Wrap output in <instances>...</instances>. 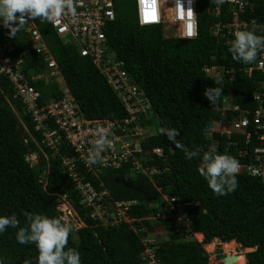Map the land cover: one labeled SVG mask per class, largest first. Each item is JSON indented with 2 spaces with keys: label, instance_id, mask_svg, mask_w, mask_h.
Wrapping results in <instances>:
<instances>
[{
  "label": "trees",
  "instance_id": "1",
  "mask_svg": "<svg viewBox=\"0 0 264 264\" xmlns=\"http://www.w3.org/2000/svg\"><path fill=\"white\" fill-rule=\"evenodd\" d=\"M215 5L211 0H197L198 35L192 40L167 37L163 25L140 26L135 0H119L116 19L107 26L108 52L115 53L117 60L124 63L139 98L148 105L137 116L145 131L142 148L147 153L140 154V159L149 175L136 171L131 163L94 174L77 161L75 172L83 182L109 194L102 200L108 207L116 201L136 200L129 212L136 219L133 227L128 223L106 226L92 217L93 208L81 204L77 182L64 168L63 156L73 157V149L64 144L56 153L42 146L41 133L35 130L31 115L14 97L11 83L4 75H0V216L15 214L21 226L24 212L61 217L57 200L66 196L83 223L77 229V241L72 233L68 239V247L80 253L81 264H146L142 254L147 245L156 248L160 264H207L206 250L211 253L220 243L227 257L232 258L231 264H264V208L260 209L264 206V180L239 173L234 192L214 195L198 172L199 158L186 159L159 131L161 127L176 128L180 132L177 139L190 149L199 146L207 151L213 147L241 164L247 162L239 155L242 136H234L239 145H227L230 139L217 133L214 137L218 143L212 146L205 134L214 121L221 119L216 105L222 107L230 92L233 102L241 108H256L252 97L264 79L259 71L252 78L237 72L233 80L228 77L224 81L223 92L215 104L203 95L206 88L218 86L204 74L205 66L245 67V63L232 59L228 51L231 43L226 45L210 33L217 22L212 12ZM34 22L66 87L88 118L117 120L130 116L91 58L82 57L73 46L65 44L50 23ZM7 33L8 29L2 26L0 44L11 43L12 55L22 58L24 73L41 91V102L63 97L64 88L56 79H31L34 74L47 72L48 65L45 57L32 48L27 27L24 25L14 39ZM228 115L231 119L238 113L229 111ZM154 149H161L163 155L155 154ZM33 154L39 158L36 165L29 160ZM154 169L156 173H151ZM166 196L176 199V210L185 207L187 226L169 216L171 204ZM16 231L9 228L0 233V259L4 264H23L26 259L35 264V246L18 243ZM162 231L167 234L162 235ZM153 237L155 242L151 243ZM246 240L251 242L242 251L239 244ZM207 260L215 264L210 256Z\"/></svg>",
  "mask_w": 264,
  "mask_h": 264
},
{
  "label": "built area",
  "instance_id": "2",
  "mask_svg": "<svg viewBox=\"0 0 264 264\" xmlns=\"http://www.w3.org/2000/svg\"><path fill=\"white\" fill-rule=\"evenodd\" d=\"M76 16H64L59 23L52 27L59 38L73 46L82 57H89L99 71L105 75L111 88L118 94L124 103L130 116L124 119H90L83 112L68 87L64 88L63 97L51 98L41 102V91L30 83V76L23 71V60L12 55L11 43L0 44V75L9 79L14 90V97L19 99L26 113L31 115L35 124V130L42 135V146L59 152L64 144L71 147L75 153L73 157L63 156V164L69 175L77 182V192L81 197V204L92 207V217L97 218L106 226H115L128 223L132 226L136 219L129 215L132 207L137 204L136 200L116 201L111 207L102 203L104 197H110L107 192H99L90 182H83L76 174L77 161L84 164L85 168L98 174L101 169L121 168L124 164L131 163L136 171H142L149 175L144 167L140 154L143 152L144 129L138 122V114L145 111V102L139 98L137 86L131 81L124 63L116 59V56L108 52L107 26L116 19V3L119 0H74ZM184 7L191 6L194 13L189 17L187 11L179 17L174 0H137L138 24L142 27L151 25H165L166 29L173 30L172 34L178 38L195 39L198 35L197 0H183ZM217 22L211 27L210 33L218 41L229 45L234 39L233 33L237 30H255L257 35H264V0H231L219 7L212 8ZM186 24L196 35L186 36ZM33 42L32 48L37 54L45 57L48 71L34 74L32 80H51L62 74L58 65L50 53L42 34L34 21L25 25ZM259 71L264 74V52H261L256 62L245 64V67L226 69L223 66H205L203 72L209 79L219 80L224 87V81L229 77L233 80L237 72H243L249 78ZM252 99L257 103L254 109L241 108L233 102V94L229 93L223 101L222 107L216 105L221 113V119L214 121L206 129V138L215 146L220 137L230 139L227 145L239 142L234 136L243 138L239 149V155L247 158V162L240 163L239 173H248L264 180V79L261 81L257 92ZM149 102V101H148ZM237 112L234 118H229L228 112ZM227 121V123H225ZM135 124L132 126L131 124ZM110 127L111 145L102 154V160L95 165H87L88 149L96 137L97 125ZM154 153L163 155L161 149H154ZM36 155V154H33ZM37 156V155H36ZM147 158V156H145ZM151 172V171H150ZM156 173V169L151 173ZM66 199L67 197L64 196ZM171 204L170 217L176 219L178 211L174 208L175 198L166 196ZM180 221V220H179ZM151 243L155 240L150 239ZM146 244V243H145ZM146 264H160L156 257L154 246L146 247L142 254Z\"/></svg>",
  "mask_w": 264,
  "mask_h": 264
},
{
  "label": "clouds",
  "instance_id": "3",
  "mask_svg": "<svg viewBox=\"0 0 264 264\" xmlns=\"http://www.w3.org/2000/svg\"><path fill=\"white\" fill-rule=\"evenodd\" d=\"M135 1L137 13V0ZM211 2L219 7L231 0H211ZM152 3L155 4L156 0H152ZM174 3L178 12L181 13L179 17L181 20L184 18L182 14L185 10L189 17L194 13L191 6L184 7L183 0H174ZM76 14L74 0H0V22L4 28L8 29L7 34L10 39L16 38L17 33L23 29L24 25L29 24L30 20L46 21L55 26L64 16L75 17ZM163 26L166 29V26ZM190 29L191 25L186 24L184 34L189 37L196 35L195 31ZM171 37L178 38L173 34ZM233 37L228 51L232 59L237 62L252 64L257 61L258 55L264 52V35H257L255 30H237L233 33ZM109 54L116 56L112 52ZM214 81L218 86L206 88L203 93L212 105L223 92L222 82ZM159 131L175 145L176 149L184 153L186 159L199 158L198 172L214 195L225 196L237 189L240 163L235 157L218 153L213 147H209L207 151L199 146L190 149L177 139L180 132L176 128L161 127ZM110 135V127L97 125L96 137L88 149L85 161L87 165H95L102 160V154L111 145ZM24 217V225L21 226L15 214L0 216V233H4L9 228L17 229L15 237L18 243L35 246L37 250L35 264H81L80 253L75 248L68 247L72 226L66 223L62 216L48 217L43 214L24 212ZM0 264H4L2 259ZM23 264H32V261L26 259Z\"/></svg>",
  "mask_w": 264,
  "mask_h": 264
},
{
  "label": "rangeland",
  "instance_id": "4",
  "mask_svg": "<svg viewBox=\"0 0 264 264\" xmlns=\"http://www.w3.org/2000/svg\"><path fill=\"white\" fill-rule=\"evenodd\" d=\"M172 32H173V30L171 31L169 29H166V36L171 37ZM55 79L58 81V83L60 84L61 87H63V88L66 87L64 81L62 80V78L60 76H57ZM154 127L156 129V125ZM36 155H31L29 158L30 162L34 165L39 163V158ZM57 207L62 212V217L64 218V221L72 226L71 233L73 235L74 240L77 241L76 232H77V229L83 227V223L80 221L78 216L75 214V212L72 209L70 202L65 197H61L57 200ZM183 208H185V207L177 208L178 214L176 215V222L181 223V224H186V226H187L189 224V221H188L186 215L184 214L185 212L183 211ZM161 234L165 235L167 233H165V231H162ZM194 237L197 238L196 234H194ZM185 238L188 239L191 237L186 236ZM152 240H155V237H153ZM250 242H251V240H246V241L240 242L239 249L242 251H245L246 244H250ZM202 244H203L204 248L206 249V244H204V243H202ZM256 249H257L256 246H254V249H253L254 252L253 253L256 252ZM242 251H241V253H242ZM206 252H207V256H210L211 260H213L215 262V264H231V262H232V260L224 261V259H225V257H227V255H226L225 250H224L221 243L216 246V248L213 252L209 253L210 252L209 250L208 251L206 250ZM207 256L204 258V261L207 264H210L207 260ZM227 258H230V257H227ZM241 262H242V260H241ZM236 263H238V261L235 262V264Z\"/></svg>",
  "mask_w": 264,
  "mask_h": 264
},
{
  "label": "bare ground",
  "instance_id": "5",
  "mask_svg": "<svg viewBox=\"0 0 264 264\" xmlns=\"http://www.w3.org/2000/svg\"><path fill=\"white\" fill-rule=\"evenodd\" d=\"M209 249H207V251H208ZM243 253V252H242ZM230 261V260H232V258H227V257H225V259H224V261ZM213 261V260H212ZM215 263V262H214ZM239 264H240V262H239Z\"/></svg>",
  "mask_w": 264,
  "mask_h": 264
},
{
  "label": "water",
  "instance_id": "6",
  "mask_svg": "<svg viewBox=\"0 0 264 264\" xmlns=\"http://www.w3.org/2000/svg\"><path fill=\"white\" fill-rule=\"evenodd\" d=\"M3 25H2V22H0V28L2 27ZM264 208V206L262 207V208H260V209H263Z\"/></svg>",
  "mask_w": 264,
  "mask_h": 264
}]
</instances>
